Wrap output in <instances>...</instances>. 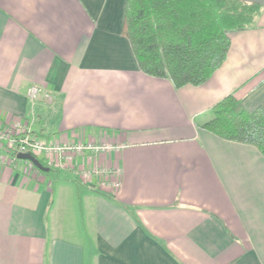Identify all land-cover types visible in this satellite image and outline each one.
Here are the masks:
<instances>
[{
	"label": "crops",
	"instance_id": "1",
	"mask_svg": "<svg viewBox=\"0 0 264 264\" xmlns=\"http://www.w3.org/2000/svg\"><path fill=\"white\" fill-rule=\"evenodd\" d=\"M244 1L256 26L174 88L139 69L126 0H0V121L99 148L42 172L0 150V264H264V155L202 127L229 93L264 101V0Z\"/></svg>",
	"mask_w": 264,
	"mask_h": 264
},
{
	"label": "trees",
	"instance_id": "2",
	"mask_svg": "<svg viewBox=\"0 0 264 264\" xmlns=\"http://www.w3.org/2000/svg\"><path fill=\"white\" fill-rule=\"evenodd\" d=\"M261 11L260 4L244 0H126L123 35L143 73L167 79L174 88L199 86L226 60L231 33L254 28ZM211 112L204 129L264 155V101L249 111L229 93ZM30 134L38 136L35 130ZM17 154H9L13 162L22 160Z\"/></svg>",
	"mask_w": 264,
	"mask_h": 264
},
{
	"label": "built area",
	"instance_id": "3",
	"mask_svg": "<svg viewBox=\"0 0 264 264\" xmlns=\"http://www.w3.org/2000/svg\"><path fill=\"white\" fill-rule=\"evenodd\" d=\"M40 89L37 86H30L27 89V96L31 101H34L38 98ZM42 97L47 101L51 102V95L43 92ZM32 126L28 122H23L20 120H11L10 122L0 121V150L10 154L12 151L19 153H30L34 156L47 158L48 164L55 163V159L59 155L65 153L66 151H75L81 153L84 149L88 150H98L96 146L90 144H75V145H60L46 142L43 139L38 137L31 136L30 132ZM71 159V156H68ZM28 165L31 166V163L28 162ZM92 173L100 175L99 170H87L82 173L84 179L91 178ZM117 185V184H115Z\"/></svg>",
	"mask_w": 264,
	"mask_h": 264
},
{
	"label": "water",
	"instance_id": "4",
	"mask_svg": "<svg viewBox=\"0 0 264 264\" xmlns=\"http://www.w3.org/2000/svg\"><path fill=\"white\" fill-rule=\"evenodd\" d=\"M17 157L22 160L30 161L35 167H37L40 170H47L45 166L41 164V162L32 154L30 153H19L17 154Z\"/></svg>",
	"mask_w": 264,
	"mask_h": 264
},
{
	"label": "rangeland",
	"instance_id": "5",
	"mask_svg": "<svg viewBox=\"0 0 264 264\" xmlns=\"http://www.w3.org/2000/svg\"><path fill=\"white\" fill-rule=\"evenodd\" d=\"M63 175V174H62ZM92 184V183H91ZM97 186V185H96Z\"/></svg>",
	"mask_w": 264,
	"mask_h": 264
}]
</instances>
